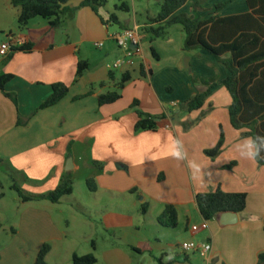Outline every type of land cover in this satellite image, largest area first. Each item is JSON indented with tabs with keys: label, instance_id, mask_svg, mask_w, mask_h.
Returning <instances> with one entry per match:
<instances>
[{
	"label": "crops",
	"instance_id": "0c3cea01",
	"mask_svg": "<svg viewBox=\"0 0 264 264\" xmlns=\"http://www.w3.org/2000/svg\"><path fill=\"white\" fill-rule=\"evenodd\" d=\"M83 1L73 0L69 7L77 8ZM197 2L201 6L195 9ZM225 3L217 12L216 7ZM249 12L247 0H192L178 14L208 19ZM158 14L141 25L135 21L141 43L126 52L114 48L119 31L112 30L113 22L107 23L111 14L104 8L99 15L90 8L67 14L58 28L37 18L21 31L19 10L10 0H0V32L8 35L6 41L0 40V47L33 45L29 53L0 59V75L14 76L5 91L17 99L15 105L0 90L1 167L16 180L14 185L33 196L57 190L64 178L72 180L84 166L92 169L83 182L88 194L79 199L74 188L73 195L57 204L10 198L15 201L10 207L0 181V226L8 215L18 216L9 225L11 240L0 242V264H35L45 244L52 248L48 264H73L74 255L89 254L96 257V264H159V260L193 264L199 255L184 253V242L212 243L209 264H259L264 254V168L241 155L248 150L249 137L244 136L246 130L233 128L232 98L220 85L230 72L206 51L185 53L180 26L151 43L142 28ZM120 60L125 64L114 70L115 81L110 82V67ZM79 61L89 63L81 77L77 76ZM126 73L131 81L122 99L100 107L98 97L113 91ZM194 78L216 80L219 85L202 110L186 115L182 105L206 88ZM58 83L70 88L69 95L58 105L40 110ZM101 83L106 86L100 88ZM91 87L93 95L75 101ZM135 101L145 114L166 115L157 121V131L135 132ZM185 121L190 123L187 130L182 127ZM222 134L223 152L211 159L205 152L218 145ZM234 163L232 169L226 168ZM89 179L96 182L94 193L87 187ZM218 189L247 194L245 211L205 221L196 198ZM143 204L149 206L146 214L141 211ZM166 206L177 209L176 229L158 224Z\"/></svg>",
	"mask_w": 264,
	"mask_h": 264
},
{
	"label": "trees",
	"instance_id": "16d2710c",
	"mask_svg": "<svg viewBox=\"0 0 264 264\" xmlns=\"http://www.w3.org/2000/svg\"><path fill=\"white\" fill-rule=\"evenodd\" d=\"M11 5L19 10L18 27L25 30L32 20L41 18L49 21L52 28H58L63 18L67 14L75 13L82 8H90L95 14L105 8L108 0H84L79 7L71 8L69 3L73 0H10ZM192 0H161L160 12L155 19L149 20L142 31L153 43L156 40L164 39L168 31L174 26H180L185 34L183 50L185 53L193 51H206L215 56L218 61L227 67L230 72L229 77L223 80L222 85L230 94L232 104L229 107V116L233 128L237 131H247L244 136L249 138L264 137V0H247L250 12L244 15L232 17L211 16L208 19L190 17L186 14H178ZM228 3V2H227ZM221 4L216 7L217 12L226 5ZM200 2L193 6L198 9ZM120 11H130L127 3L117 7ZM119 23L115 14L110 16V21ZM33 50L32 44H24L12 47L6 58L10 60L17 52L29 53ZM156 59H159L154 48L151 49ZM89 69L87 61H79L77 76L81 77ZM143 77L146 76V68L141 66ZM14 79L11 74L0 75V90L4 95L17 105L14 95L8 94L5 88ZM109 81H115V71H110ZM131 81V75H122L120 82L113 91L102 94L98 97L100 107L112 105L122 99V92L125 85ZM196 84H202L206 88L189 102L182 105V111L191 114L204 108L212 90L219 84L216 80H204L194 78ZM106 83H101L100 88H104ZM70 92V88L65 84L53 85L51 97L40 107L46 110L58 105ZM94 94V88L87 95L78 97L75 101L81 100ZM138 115V122L135 132L157 131L158 120H165L166 115L151 116L139 110V102L132 105ZM24 123L19 121V125ZM225 137L222 134L218 145L205 152L211 159L217 158L224 148ZM259 143V141L257 142ZM257 164L264 168V148L260 150L259 157L255 159ZM3 160L0 158V166ZM97 166V163H95ZM234 164L226 167L232 169ZM87 187L90 192L97 191L94 179L87 180ZM20 199L27 202L47 200L57 204L65 197L74 193V183L69 178H64L60 187L46 196H33L26 194L17 185L12 187ZM200 213L205 221H213L221 213L241 214L247 206V194L226 193L218 189L211 193L199 194L196 198ZM148 204H143L141 211L148 212ZM159 226L168 229H176L179 223L177 209L173 206H166L163 213L157 219ZM51 246L45 244L41 247L35 264H48L47 256L51 252ZM97 259L93 254L73 257V264H96ZM159 264H163L159 260ZM259 264H264V254L259 256Z\"/></svg>",
	"mask_w": 264,
	"mask_h": 264
},
{
	"label": "rangeland",
	"instance_id": "374dc122",
	"mask_svg": "<svg viewBox=\"0 0 264 264\" xmlns=\"http://www.w3.org/2000/svg\"><path fill=\"white\" fill-rule=\"evenodd\" d=\"M127 3V5L130 7V11H120L117 9L118 6H121L123 3ZM161 2V1H160ZM105 11H108L111 15L115 14L117 18H119L120 23H113L111 25V28L113 31H119V35L123 34L127 30H133L135 27V21L138 24H143L148 21V17L150 15L154 16L157 15V13L160 12V3L157 2V0H141V1H135V0H108L107 6L104 8ZM42 20L41 18H39ZM23 31V30H21ZM7 33L5 32H0V40L1 41H6L8 39ZM118 44L115 43L114 48H116V51H120L119 47L117 46ZM97 52V51H96ZM104 58V57H103ZM0 59L4 61V58L1 56ZM112 63L111 60H108ZM183 114L190 115L189 113L185 112L184 110L182 111ZM190 126V123L188 121H185L182 125L183 129L187 130L188 127ZM5 168V167H4ZM3 167L0 166V181L1 185L4 186L6 189L7 194L9 195L8 203L10 207H13V203H15L14 200H19V196L15 191H11V186L15 184V179L12 180V175L10 174L9 171H6ZM92 169H88L87 167H83V170L78 173V174H73L72 175V180L75 188V195L79 199H82L84 195H87V189H86V184H84V179L89 177L91 175ZM16 177V176H15ZM21 183V182H20ZM0 189H2L0 187ZM13 198V199H10ZM17 214L16 215H8L6 222L4 226H0V242H4L6 240H11L12 237V232L10 230V223L17 221L18 219ZM2 222H0L1 224ZM2 225V224H1ZM77 249L79 251H82L83 249V243L81 245L77 246ZM191 256H194L191 254ZM203 259L200 256H196V259L193 264H202Z\"/></svg>",
	"mask_w": 264,
	"mask_h": 264
},
{
	"label": "built area",
	"instance_id": "2783aa9c",
	"mask_svg": "<svg viewBox=\"0 0 264 264\" xmlns=\"http://www.w3.org/2000/svg\"><path fill=\"white\" fill-rule=\"evenodd\" d=\"M141 31L139 28H135L133 30H127L123 34L116 36V42L119 46V48L125 50L126 52H130V46H138L141 43ZM98 48L102 47V45L98 44ZM11 52V46L6 44L2 45L0 47V54L3 58H6ZM125 64L124 60L118 61L115 65L111 66V71H114L116 69H119ZM202 229L206 230L208 229V223L206 222ZM182 250L186 254H192L196 253L198 254L202 259V264H209L210 255L213 251V245L210 242L206 243H195V242H184L181 245Z\"/></svg>",
	"mask_w": 264,
	"mask_h": 264
},
{
	"label": "clouds",
	"instance_id": "9594fccd",
	"mask_svg": "<svg viewBox=\"0 0 264 264\" xmlns=\"http://www.w3.org/2000/svg\"><path fill=\"white\" fill-rule=\"evenodd\" d=\"M259 141V143H257ZM247 151H242L241 155L247 159H256L259 157L260 150L264 148V137L249 138L246 141ZM179 156V153H176Z\"/></svg>",
	"mask_w": 264,
	"mask_h": 264
},
{
	"label": "water",
	"instance_id": "95a60500",
	"mask_svg": "<svg viewBox=\"0 0 264 264\" xmlns=\"http://www.w3.org/2000/svg\"><path fill=\"white\" fill-rule=\"evenodd\" d=\"M159 121H160V120H159ZM69 163H70V165H71L72 161L70 160ZM220 215H222V216H226V215H233V216H236V213L226 212V213H221Z\"/></svg>",
	"mask_w": 264,
	"mask_h": 264
}]
</instances>
